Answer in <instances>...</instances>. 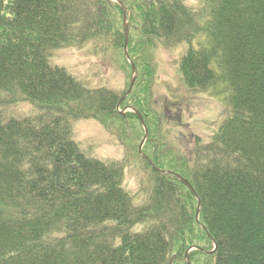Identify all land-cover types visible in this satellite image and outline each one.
<instances>
[{
	"label": "trees",
	"instance_id": "trees-1",
	"mask_svg": "<svg viewBox=\"0 0 264 264\" xmlns=\"http://www.w3.org/2000/svg\"><path fill=\"white\" fill-rule=\"evenodd\" d=\"M208 3L198 16L183 0H0V264H264V0ZM124 7L129 96L50 63L92 43L132 71ZM184 43L186 89L225 87L229 103L209 140L179 144L151 86L157 47ZM119 108L147 124L141 203L125 187L132 157L99 159L72 138L77 120L112 128ZM139 113L126 118L143 127Z\"/></svg>",
	"mask_w": 264,
	"mask_h": 264
},
{
	"label": "rangeland",
	"instance_id": "rangeland-1",
	"mask_svg": "<svg viewBox=\"0 0 264 264\" xmlns=\"http://www.w3.org/2000/svg\"><path fill=\"white\" fill-rule=\"evenodd\" d=\"M183 1L190 5L198 16H204L209 11L208 0ZM157 48L154 52L157 74L155 83L151 86L154 91L151 101L156 110L163 113L161 121H164L165 126H170V136L179 144H185L189 140L193 142L196 134L203 136L204 140H209L213 133H216L217 127L227 113L228 89L220 87L214 92L204 93L187 90L179 69L181 56L188 48L187 44L174 48L159 45ZM51 53L52 65L66 67L70 73L76 74L91 86H108L119 93L129 88L132 71H129L125 58L122 57V50L117 55V59H113L112 53L109 52L106 57L100 55L94 50L92 43L84 46L54 48ZM146 73L149 74V71ZM32 109L29 103L22 102L16 112L28 114ZM119 111L125 114V118L130 111L139 113L132 108L127 110L119 108ZM125 118H109L106 123L112 125V128L105 126V122L99 119L77 120L73 123L72 138L80 143L86 153L99 159L125 160L126 155L129 156L128 158L132 157V163L127 165L124 177L125 187L132 194H137V202L141 203L144 195L143 185L146 181V167L140 155V148L145 139H142V132L145 133L147 124L143 116L145 124L143 127L139 121ZM125 149L131 150L130 154H126ZM183 260H180L178 264H187ZM191 261L193 264H207V260L203 257L197 258V261L195 258Z\"/></svg>",
	"mask_w": 264,
	"mask_h": 264
},
{
	"label": "water",
	"instance_id": "water-1",
	"mask_svg": "<svg viewBox=\"0 0 264 264\" xmlns=\"http://www.w3.org/2000/svg\"><path fill=\"white\" fill-rule=\"evenodd\" d=\"M127 9H126V7H124V18H125V21H126V24H125V28H126V45H125V50H126V55H127V57H128V60H130V57H129V52H128V50H127V47H128V43H129V33H130V28L128 27V21H127ZM130 62H131V64H132V71H133V76H132V78H131V84H130V87H129V90L127 91V94H126V96H124V98H126L127 96H129V94L131 93V91L133 90V88H134V86H135V81H136V68H135V66H134V63L132 62V60H130ZM140 115V114H139ZM140 119H141V121H142V123H144V121H143V118H142V115H140ZM147 136H146V138L142 141V146H141V148H140V153L143 155V156H145L146 157V159L151 163V165L153 166L154 165V162H152V160H150V158L148 157V156H146L145 155V153H144V151H143V148H144V143H145V141H146V139H147V137H148V134H146ZM181 181L186 185L187 184V186H189L190 188H191V190H192V192L194 193V194H196V191H195V189H194V187L193 186H191V184L189 183V181L186 179H183V178H181ZM200 204H199V210H198V213L200 212ZM217 247V246H216ZM189 261V264H192V261L189 259L188 260Z\"/></svg>",
	"mask_w": 264,
	"mask_h": 264
},
{
	"label": "bare ground",
	"instance_id": "bare-ground-1",
	"mask_svg": "<svg viewBox=\"0 0 264 264\" xmlns=\"http://www.w3.org/2000/svg\"><path fill=\"white\" fill-rule=\"evenodd\" d=\"M190 252V251H189Z\"/></svg>",
	"mask_w": 264,
	"mask_h": 264
}]
</instances>
